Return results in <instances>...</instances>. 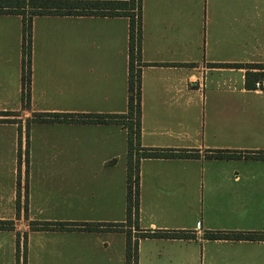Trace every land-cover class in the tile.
<instances>
[{"label":"crops","instance_id":"1","mask_svg":"<svg viewBox=\"0 0 264 264\" xmlns=\"http://www.w3.org/2000/svg\"><path fill=\"white\" fill-rule=\"evenodd\" d=\"M22 50V17L0 14V222L15 223L0 230V264H17L25 234L26 264H128V229L131 264H264V92L255 87L264 78V0H142L141 148L197 156L141 161L138 228L126 227L127 129L27 127L35 114L128 112L129 19L35 17L27 109ZM31 222L108 226L31 231ZM158 232L176 236L141 237Z\"/></svg>","mask_w":264,"mask_h":264},{"label":"trees","instance_id":"2","mask_svg":"<svg viewBox=\"0 0 264 264\" xmlns=\"http://www.w3.org/2000/svg\"><path fill=\"white\" fill-rule=\"evenodd\" d=\"M0 14L18 15L23 20V95L22 105L29 108L31 102V70H32V27L35 17L41 16H73V17H123L130 21V69L128 112L122 115H73V114H35L27 127L40 122L67 123H110L122 125L128 131V164H127V223L126 227L135 225L138 228L140 212V163L144 159H169L196 157L197 154L187 152L176 153L172 150H151L141 148V68L136 64L141 54L142 43V0L95 1V0H0ZM5 117H16L12 112L3 113ZM15 123V120H3ZM216 159H239L237 154L224 155L214 152ZM28 157L26 166L28 167ZM20 202V191H19ZM18 209L21 210L20 203ZM25 217H28V189L26 184ZM13 221L0 222V230L13 231ZM105 224H85L69 222H31V231H99ZM117 229L123 225L115 226ZM128 264L133 257L132 232L128 229ZM170 233L142 234V238H171ZM20 235L17 236V264H20L22 251ZM23 264L27 263V234L24 235ZM209 240H254L257 236L243 233L222 234L208 232Z\"/></svg>","mask_w":264,"mask_h":264},{"label":"built area","instance_id":"3","mask_svg":"<svg viewBox=\"0 0 264 264\" xmlns=\"http://www.w3.org/2000/svg\"><path fill=\"white\" fill-rule=\"evenodd\" d=\"M255 87L258 91L264 92V78L257 81Z\"/></svg>","mask_w":264,"mask_h":264},{"label":"rangeland","instance_id":"4","mask_svg":"<svg viewBox=\"0 0 264 264\" xmlns=\"http://www.w3.org/2000/svg\"><path fill=\"white\" fill-rule=\"evenodd\" d=\"M24 248H22V251H21V257H22V259H21V264H23V255H24Z\"/></svg>","mask_w":264,"mask_h":264}]
</instances>
